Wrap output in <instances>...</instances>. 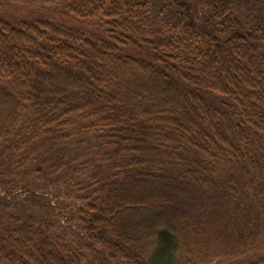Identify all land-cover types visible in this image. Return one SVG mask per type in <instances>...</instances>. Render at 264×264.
I'll use <instances>...</instances> for the list:
<instances>
[{"label":"trees","instance_id":"16d2710c","mask_svg":"<svg viewBox=\"0 0 264 264\" xmlns=\"http://www.w3.org/2000/svg\"><path fill=\"white\" fill-rule=\"evenodd\" d=\"M6 1L42 9L0 13V183L11 187L0 202V264L255 255L264 242V13L250 0ZM53 2L60 17L43 13ZM79 128L98 140L80 164L65 161ZM47 145L62 152L57 171L91 173L68 180L82 201L77 245L19 207L43 181L33 164L49 152L34 147ZM6 200L17 212H5Z\"/></svg>","mask_w":264,"mask_h":264},{"label":"rangeland","instance_id":"374dc122","mask_svg":"<svg viewBox=\"0 0 264 264\" xmlns=\"http://www.w3.org/2000/svg\"><path fill=\"white\" fill-rule=\"evenodd\" d=\"M250 1L252 3V11L257 13L261 11L264 13V0ZM50 5V9H44L43 13H45L46 16L60 17L61 14L59 8H57V3L53 2ZM205 5L206 4L203 0V2L200 3V7L204 8ZM51 7L56 8L57 10ZM38 8L39 6H28L25 4H18L16 2L12 3L7 2L6 0H0V13L6 14L11 18H17L24 14L32 13L37 15L42 9L41 7L40 9ZM69 139L67 147L70 150V154L68 153L65 161L70 158L72 159V157H75V155L79 156L77 160V163L79 164L86 159L88 160V158H92L96 149V145L98 144V140L93 134L86 133L79 128L77 133H75ZM50 147V145H47L46 147H34L35 155L49 152L46 153L47 160H35L33 164L34 168H36L39 172H43V177L46 179L43 178V181L38 180L32 184V192L26 193L25 195L28 198H25L24 195H21L19 207L21 208L22 206L24 213L29 212L43 221L51 222L56 233L65 238L69 243L77 245L83 240L82 234L84 223L80 219L81 215L79 212V207L82 205V201L72 197L69 194L70 184L68 183V180L72 181L73 179H71V176L73 175L75 178H77L76 180H79V182L83 181L86 183V179L91 177V173L88 172L84 178L77 171V169L80 167H73L68 170L69 164H66L64 168H62L60 171H57V169L53 167V164L58 160L57 156H60L62 152H57V147H54L53 149H50ZM52 181L57 184H51ZM4 183H0V196L2 198H0V202H3V197L7 196L6 192L11 189V187L6 188ZM19 192L21 193L22 189L19 188L17 191H15V193ZM8 199H10L9 196ZM5 204L10 205V207L6 209L5 212H17L15 203L12 204L10 201L6 200ZM257 251L258 252H255V255L249 258L220 255L212 262H208V264H264V262H262L264 257V242ZM114 262L116 261L114 260Z\"/></svg>","mask_w":264,"mask_h":264}]
</instances>
